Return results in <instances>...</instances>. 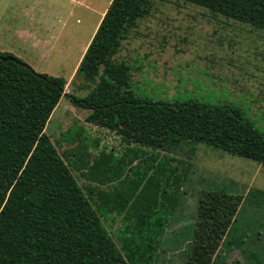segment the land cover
<instances>
[{"label":"trees","instance_id":"16d2710c","mask_svg":"<svg viewBox=\"0 0 264 264\" xmlns=\"http://www.w3.org/2000/svg\"><path fill=\"white\" fill-rule=\"evenodd\" d=\"M184 1L264 29V0ZM149 7L148 0L111 1L76 71L85 96L67 92L63 76L39 72L0 51V264H156L159 229L150 227L149 218L173 170L168 172L167 161L154 163L135 198L130 195L128 218L136 220L122 250L103 223L100 204L94 206L93 194L85 193L46 133L63 96L89 109L88 121L126 139L155 148L187 139L264 164V134L239 108L146 99L132 90L129 64L113 56ZM175 184L179 189L177 180ZM168 199L170 218L178 197L169 193ZM201 199L189 260L204 261L213 253L209 264H228L230 252L239 250L242 260L234 264H264L261 232L241 221L242 216L251 218L247 207H264V190L249 189L243 199L225 190L205 191ZM239 202L233 217L220 218ZM166 221L169 226L170 219ZM162 224L158 218L155 226Z\"/></svg>","mask_w":264,"mask_h":264},{"label":"rangeland","instance_id":"374dc122","mask_svg":"<svg viewBox=\"0 0 264 264\" xmlns=\"http://www.w3.org/2000/svg\"><path fill=\"white\" fill-rule=\"evenodd\" d=\"M111 1L0 0V51L11 52L39 72L63 76L67 92L85 96L87 89L75 77L78 60ZM148 1L149 13L129 29L113 56L129 64L135 94L152 100L233 105L264 134V29L184 0ZM24 6L33 20L21 16ZM18 28L31 30L34 37L21 36ZM89 113L63 96L46 133L85 193L93 194L94 206L100 204L103 223L122 250L123 238L133 234L136 220L134 215L128 218L129 201L153 172L154 163L167 161L168 172L173 170L149 218L150 227L159 229L156 264H188L203 192L225 190L243 199L249 189L264 190V164L256 160L187 139L147 146L88 121ZM168 192L178 197L170 218ZM235 204L221 211L220 218L233 217L241 202ZM247 209L251 218L242 216V224L259 229L264 250V207ZM158 218L163 220L161 227L155 226ZM212 258L213 253L189 264H209ZM237 260H242L241 252L233 250L227 262Z\"/></svg>","mask_w":264,"mask_h":264},{"label":"crops","instance_id":"0c3cea01","mask_svg":"<svg viewBox=\"0 0 264 264\" xmlns=\"http://www.w3.org/2000/svg\"><path fill=\"white\" fill-rule=\"evenodd\" d=\"M70 1H72V0H70ZM22 4H23V3H22ZM30 11H31V10H29L28 8H25V6H24V8H23V10H22V12H21V13H22L21 16L25 17V19L27 18L28 20H33L35 16H34L33 14H31ZM105 12H106V10H104V11L102 12V14H101V18H100V19H102V17L104 16ZM15 18H18V15H17ZM97 28H98V27H97ZM17 30H18V32L21 33V36L29 35L30 38H33V37H34V36L32 35L31 30H29V29L18 28ZM96 30H97V29H96ZM95 32H96V31H95ZM92 37H93V36H92ZM91 39H92V38H90V39L87 41V43L85 44V46H84V48H83V53L80 55V58H79V60H78V64H77V65L80 64V62H81V60H82V58H83V56H84V53H85V51H86V49H87V46L89 45ZM36 40L39 41V42H43V40L40 39L39 37H36ZM44 41H45V40H44ZM1 52H2V51H1ZM3 52H8V51H3ZM10 53H11V52H10ZM32 65H33V64H32ZM77 67H78V66H77ZM76 70H77V69H76ZM75 72H76V71H75ZM55 75H57V74H55Z\"/></svg>","mask_w":264,"mask_h":264}]
</instances>
